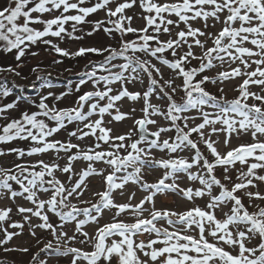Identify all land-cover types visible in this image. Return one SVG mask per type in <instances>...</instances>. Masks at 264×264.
<instances>
[{
	"label": "snow or ice",
	"instance_id": "6c2138e0",
	"mask_svg": "<svg viewBox=\"0 0 264 264\" xmlns=\"http://www.w3.org/2000/svg\"><path fill=\"white\" fill-rule=\"evenodd\" d=\"M39 45L61 57L53 64L99 59L77 73L72 107L58 106L71 89L0 104V158L15 157L0 164L5 253L28 264H48L42 254L57 264H264V0H7L0 51L16 66H0V101L13 94L7 75L23 78ZM31 71L51 87V72ZM21 100L36 110L14 117ZM94 177L104 187L93 202L83 197ZM25 228L42 248L8 246Z\"/></svg>",
	"mask_w": 264,
	"mask_h": 264
},
{
	"label": "rangeland",
	"instance_id": "374dc122",
	"mask_svg": "<svg viewBox=\"0 0 264 264\" xmlns=\"http://www.w3.org/2000/svg\"><path fill=\"white\" fill-rule=\"evenodd\" d=\"M7 0H0V7L4 6L6 4ZM131 14V13H129ZM104 15L103 12H100L98 14H94L92 17H90V19H99L102 18ZM95 39L99 40L101 39V37H96ZM93 41L91 39H87L86 38V43L83 46H89ZM107 42V41H105ZM81 45V43L79 42H67V43H62L61 47L63 48H67L70 49L72 51H75L77 48H79ZM45 47L44 45H39V46H33L32 47V51H37L39 52V56L38 57H31L30 55L23 58V63L24 66L19 69L21 71V77H14L12 76L13 82H15L16 85H25L24 89V93L25 96H27L29 98V100H37L39 99V95L41 94H46L47 91H52L56 94H60L62 92H66L69 91L70 89L73 90L72 94L68 95L65 97V99H63L62 101L58 102V106L63 108V107H72L74 106V101L76 99V97L80 94V93H75L74 89L76 87V84H73L74 81H79L81 79V76L77 75V73H81L84 70V65L88 63L89 60H97L99 59V57L96 56H88L85 58H77V59H69V58H63V63L61 64H53V61L56 59H61V57H59L58 54H55L54 52L51 51H45ZM37 64L40 65V67L42 69H46L47 71L51 72L50 76H46L49 78H58L59 80H61V84L59 85H51L50 88H44L43 87V82L42 84H39L38 81L36 80V76L34 73H32L31 69L32 67L36 66ZM8 65H12L13 67L16 66V61L14 60V55L13 54H6L2 51H0V66H4L7 67ZM68 69H70V71H68ZM8 78V77H7ZM86 79V78H85ZM35 83V87H32L31 85ZM238 83V81H237ZM15 88V87H14ZM226 88V92H227V99H232L235 95L236 92L232 91V85L228 84L225 86ZM90 89V84L89 85H85L82 87L81 92L83 91H87ZM132 90H139V91H143L144 88L141 85H136V87ZM210 91V90H209ZM214 94H216L217 96L221 95V93H219L217 91V89L215 87H213V92ZM16 96H10L2 101H0V104H4V103H9L12 102L13 100H15ZM47 103H49V105L51 106L54 102L51 98L47 101ZM132 102H127L124 106L125 110L128 109V107L131 105ZM153 103L156 104H162V101L153 99ZM140 104H136L135 107L137 108V113L136 115L139 116V108H140ZM24 110H29V111H35V107L31 106L28 102L21 100L19 103V107L16 110H12L11 114L14 117H18L20 115V113ZM4 121H0V124H3ZM132 120L126 119L122 124L121 123H117L115 125L116 130L119 132H123V131H127L131 125H132ZM70 130V129H69ZM155 130V129H152ZM169 135H172V133H170ZM66 136L65 132H61L60 135L57 138H64ZM150 139L152 137H149ZM85 144L91 143L90 140H86L84 142ZM235 143V141H234ZM21 146H23L22 142H21ZM43 158L45 160L50 159L49 156H43V157H33L32 159H40ZM15 160L14 156H8V157H4V158H0V164L2 165H6V166H10L12 164V162ZM61 163H63V161H61ZM77 169H80L82 167L81 164H77ZM160 173H154L153 175L149 176L148 179L150 181H155L158 177H159ZM61 179L63 180L64 177L61 176ZM90 187L91 190L89 192H87L85 194V196L83 197V199L85 200H92L93 202L95 201V197L92 196V191H96V190H102L104 187V184L102 182V180L98 177H94L91 179L90 181ZM142 195V193H138L137 195V199L139 198V196ZM127 197L125 196V199ZM176 197H169L165 203L170 206V207H176L177 204H174L173 201L176 200ZM117 200H120L119 197H117ZM20 203L24 204V206L28 207L31 206L30 204H27L23 201H19ZM75 202V201H74ZM135 202V201H134ZM198 203H201V201H197ZM10 202H3L0 203V207H4L6 205H8ZM81 207L86 206V205H79ZM189 204H186L184 202H179V207L183 208V207H189ZM15 212V209H14ZM13 219L14 220H19L20 216L19 215H13ZM110 219V213H105L103 219L101 220V223H104L106 221H108ZM34 223L38 222L37 220H33ZM89 231L91 232L92 229L89 228ZM0 236H2V233H0ZM37 236H45L47 237L46 233H42L40 231L37 232ZM9 247H13V246H22V247H30L35 249L38 248H42L43 245L42 244H37L36 239H33L30 235H28V231L27 228H25L24 230V235L15 238L9 245ZM30 259V256L28 254H21V253H17V252H11V253H5L3 251L2 248H0V260H4L7 262V264H20V261H23L24 264H28V261ZM41 259H48V264H57V260L54 258H48L45 254L41 255ZM59 264H69V260L68 258H60L59 259Z\"/></svg>",
	"mask_w": 264,
	"mask_h": 264
},
{
	"label": "trees",
	"instance_id": "16d2710c",
	"mask_svg": "<svg viewBox=\"0 0 264 264\" xmlns=\"http://www.w3.org/2000/svg\"><path fill=\"white\" fill-rule=\"evenodd\" d=\"M4 75H7V74H4ZM7 85L9 88H12V92L13 94L11 96H17V95H20V96H25L26 93H24L25 89V85H21L22 87H15L14 88V85L15 82H13V79H12V75H7ZM59 78V77H58ZM58 78L54 79V78H49V77H46L48 83L51 85V84H61V80H59ZM0 79H3V76L0 75ZM43 81H38L39 84H42ZM77 81H74L73 84H76ZM209 90L210 92H213V87L209 86Z\"/></svg>",
	"mask_w": 264,
	"mask_h": 264
}]
</instances>
